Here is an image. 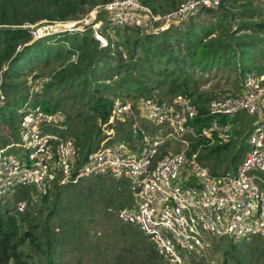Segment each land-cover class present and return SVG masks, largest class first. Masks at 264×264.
<instances>
[{"label": "trees", "instance_id": "16d2710c", "mask_svg": "<svg viewBox=\"0 0 264 264\" xmlns=\"http://www.w3.org/2000/svg\"><path fill=\"white\" fill-rule=\"evenodd\" d=\"M108 1L0 0V102L1 95L6 98L4 105H0V122L13 130L12 138H4L1 147L17 139L18 110L30 97L33 105L56 111L62 107V100L55 99L56 91L69 90L76 99L79 95V107L92 109L100 122L97 128L98 144L95 146L92 140L93 129L81 131L70 126L69 131L85 151H91L99 147L105 138L102 124L108 120L115 97L120 94L147 98L159 93L171 99L177 94L187 93L200 105L197 125L202 127L211 118L208 104L212 99L218 95H237L242 91L243 70H240L239 81L232 89L201 90L203 75L198 72L196 62L200 48L205 51L203 58L208 54L213 56L214 61L219 50L231 44L235 34H241L244 30L249 32L242 34L264 31L263 21L239 19L238 15L249 12L264 14V10H254L253 0H246L238 12H233V5L239 0H231V4L226 0L218 10L203 11L206 15H212L213 19L200 22L193 18L199 13L159 33L153 31L152 23L151 31L142 27L113 25L111 14L100 9L96 18L84 26V32H61L40 39L32 36L31 31L45 20L80 19L96 5ZM143 2L160 13H167L180 4L178 0ZM99 21H102L101 32L108 38V45L104 47L93 36L92 25ZM183 22L188 23L182 27ZM235 22L240 23L238 30L233 29ZM26 24L36 27H27ZM74 55L76 60L73 59ZM149 55L157 56V62L152 61ZM32 73L35 79L47 76L41 92H34V88L28 84V76ZM67 118L71 125V116L67 115ZM235 120L227 117L221 119L232 124ZM232 132L235 137L241 134L235 126ZM128 137L125 135L120 139L128 141ZM241 139L228 142L217 140L214 144H210L207 138L196 139L191 153L202 144L199 156L215 157L213 173L236 172L249 149V144L245 145ZM234 143L241 146L230 157L228 154ZM107 177H86L74 185L55 184L43 197L42 205L36 212L41 216L27 211L18 219L10 214L9 208L0 206V264H70L59 248L70 245L76 236L79 247L88 245L85 239L90 230L84 219L95 225L100 215H104V222L100 221L99 225L109 223L112 226L114 223L125 236V245L120 246L114 264H170L158 255L152 242L137 226L122 221L124 225L119 224L115 210L131 203L129 180ZM106 180L112 183L105 190L100 188V181ZM67 187H76L77 193L63 194V189ZM108 205L111 206L106 208ZM218 239H221L219 242L227 239L232 243L224 253L223 264H248L240 251L236 252L237 242L233 238L225 236ZM254 241L240 243L251 244ZM219 246L220 243L215 248ZM93 247L99 245L96 243ZM261 247L264 251L263 246L255 245L254 249Z\"/></svg>", "mask_w": 264, "mask_h": 264}, {"label": "built area", "instance_id": "2783aa9c", "mask_svg": "<svg viewBox=\"0 0 264 264\" xmlns=\"http://www.w3.org/2000/svg\"><path fill=\"white\" fill-rule=\"evenodd\" d=\"M225 1L183 0L175 9L160 13L143 0H110L92 8V16L95 19L103 9L111 14L113 25L151 31L152 23L153 31L159 33L205 10H218ZM90 22L83 17L26 26L36 27L32 36L40 39L61 32H84ZM101 26L102 21L92 25L93 36L104 47L108 38ZM143 104L148 119L157 125L155 136L142 127L133 103L118 98L102 124L105 138L101 145L85 151L68 136L67 119L60 110L35 106L30 97L19 109V141L0 147V206L20 219L41 206L55 184L74 185L86 177L127 178L132 201L115 210L116 216L123 223L137 226L170 264H189V256L208 251L214 237L248 243L264 239V190L258 183L263 180L254 173L264 172V71L245 73L239 94L212 99L208 104L211 118L202 127L197 125L200 105L187 93L171 99L156 93L144 98ZM242 112L256 117L246 156L236 172L215 174L200 163L202 144L191 153L192 144L200 138L209 139L210 144L233 140V124L221 119H232ZM119 120L133 122L130 132L142 139L139 148L129 141L114 140ZM172 139L178 140L183 149L163 154L162 145ZM185 166L200 180H191L190 176L183 185L178 184Z\"/></svg>", "mask_w": 264, "mask_h": 264}, {"label": "rangeland", "instance_id": "374dc122", "mask_svg": "<svg viewBox=\"0 0 264 264\" xmlns=\"http://www.w3.org/2000/svg\"><path fill=\"white\" fill-rule=\"evenodd\" d=\"M182 1L183 0H178V3H181ZM228 2L230 4L232 3L231 0H228ZM245 3L246 0H239L233 5L235 7V9L233 8V12H238V10L241 11ZM253 4L254 10H264V0H253ZM92 11L93 10L90 9L88 14L84 17H88L90 18V20H92L94 18L92 16ZM238 16L240 20H253L256 22H264V14L260 15L258 12H255L253 14L249 12V14ZM193 18L200 22L208 19H213L212 15H206L205 12H202ZM187 23L188 22H183L182 27H184ZM239 27L240 23L235 22L233 29L238 30ZM245 32L249 31L244 30L240 32L241 34H235L231 40V44L226 48H221L218 54L216 55V59L214 61H212L213 56H210L208 54L203 58V53H205V51L202 48L198 50V58L196 62L197 69L198 72L203 75L201 77V90L211 92L213 90H220L222 88L232 89L233 86L239 81V76L241 75L240 70H243L244 73L264 71V31L256 32L254 34H242ZM112 35L114 36L113 38H115L114 32ZM218 35L219 34H213V36ZM149 56L152 61L157 62V56ZM33 75L34 73L28 76V84L34 88V92H41L42 85L47 80V76H42L40 78L35 79L33 78ZM56 92L57 93L54 94L55 99L62 100V107L60 108V111L64 114L65 118L67 119L69 128L70 126H72L74 127V129H78L81 131L93 129V131L91 130L92 140L94 141V144L96 146L98 144L97 128L100 126V122H98L94 111L89 107H79V103L77 102V100H79L80 98L79 95L76 99V97H74V95H72L69 90ZM132 92L134 93V91ZM163 92L164 91L162 90V93ZM153 93L154 92H152V94ZM110 96L114 97L112 94ZM118 98L133 103V106L136 109L135 111H137L138 113V121L142 124V127L146 129L149 135L155 136L157 125L152 123L147 117L146 109L143 104L144 97L136 98L133 95L129 97L125 94H120L119 96L115 97V99ZM5 101L6 98L2 99L0 105H4ZM67 115L71 116V120H73V123H71V125L70 120H68L67 118ZM21 117V112L18 110V119H21ZM234 119L236 120L233 123V128L234 126L237 127L241 131V134L239 136H236L233 140L239 141L242 138L241 140H243V143L245 145H248L249 135L253 129L252 123L256 122V117L251 116L246 112H242L237 115V117L232 118V120ZM132 123L133 122L131 120H127L126 122H118L115 126L116 136L114 140L119 141L121 136L126 135L127 137L129 136L128 141L134 143L137 148H139L142 145V139L137 136H131L130 128ZM19 130L20 120H18L17 122V128L15 131L17 133V136ZM73 135L74 134H71L70 131L68 132V136L75 140ZM12 136L13 130L11 129V127L0 122V145L4 143V138L9 139L12 138ZM14 141H19V138L17 137V139ZM240 146V143H234L228 155L231 157ZM181 149H183V145L176 139L168 141L161 147V150L164 152L178 151ZM200 158L202 159L200 160L201 164L213 168V161L215 159L214 156ZM242 162L243 160L239 162V165ZM254 173L260 178H262L263 181L258 180V183L264 190V172L256 170L254 171ZM190 176H192L190 178L191 180H200V177L198 175L192 174L189 168L185 166L180 173L177 183L183 185L184 180ZM107 178L112 179L113 177L108 176ZM100 182V188H103L105 190L108 189L112 183L110 182V180ZM77 190L78 189L76 187H67L63 189V194L74 195L77 193ZM131 194L132 193H130V200L132 201ZM65 199H67V197H65ZM109 206L111 205H108L106 208H108ZM39 207L41 206L37 205L35 207V211L33 214H36ZM35 216H41V214H36ZM103 217L104 215H100L98 218L99 222L95 225L88 219H84L86 227L90 230V234L87 235V238L85 239L88 245H86L85 247H79L77 243L78 238L76 236L74 242H71L70 245H66L64 249L59 248L61 251H63V255L66 262H69L70 264H114L116 262L115 256L120 251V246L125 245V236L120 231L117 225L114 226V223L112 224V226H110L109 223L105 225H99L100 221L104 222ZM120 223L122 224L121 221H119V224ZM209 239L210 238H208V241ZM219 240L221 239H218L217 237L211 238L210 245L208 246V251H206L204 254L203 252H196L190 255L188 258L189 264H223L224 253L226 250L230 249L232 243H230V240L227 239H224L223 242H219ZM236 242V252L238 253L240 251V255L243 259L247 260L246 262L248 264H264V251L262 250V247L259 249H254L255 245L264 247V240L256 239L254 243L251 244H244L243 242L240 243L241 241ZM96 243L99 245V247L97 248L93 247V245H95ZM214 243H216L215 245L220 243V246L218 248H215Z\"/></svg>", "mask_w": 264, "mask_h": 264}]
</instances>
